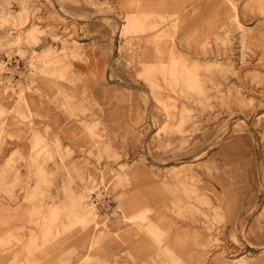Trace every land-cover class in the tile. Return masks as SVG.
I'll list each match as a JSON object with an SVG mask.
<instances>
[{"label": "rangeland", "instance_id": "rangeland-1", "mask_svg": "<svg viewBox=\"0 0 264 264\" xmlns=\"http://www.w3.org/2000/svg\"><path fill=\"white\" fill-rule=\"evenodd\" d=\"M2 75L0 264H264V0H0Z\"/></svg>", "mask_w": 264, "mask_h": 264}, {"label": "crops", "instance_id": "crops-1", "mask_svg": "<svg viewBox=\"0 0 264 264\" xmlns=\"http://www.w3.org/2000/svg\"><path fill=\"white\" fill-rule=\"evenodd\" d=\"M86 57L90 58V65L87 64V62H84L83 64H80V71L84 74V79L86 83V87L95 89L98 88L100 84L103 83V79L106 78L107 72L103 66L97 65L95 60L96 57L93 56L91 53L92 51H87ZM6 55V53L4 54ZM94 57V58H93ZM29 97L32 99L38 100L41 96L39 92H32L29 91L28 93Z\"/></svg>", "mask_w": 264, "mask_h": 264}, {"label": "built area", "instance_id": "built-area-1", "mask_svg": "<svg viewBox=\"0 0 264 264\" xmlns=\"http://www.w3.org/2000/svg\"><path fill=\"white\" fill-rule=\"evenodd\" d=\"M9 60L14 61L15 64H16V63H19L20 56H19L18 54H14V55L11 54V55H9V56L5 55V59H4V61H5V66H8V61H9ZM5 73H9V72H8V71H5ZM0 82H1V83H4V84H8V79L6 78L5 75H2V76L0 77Z\"/></svg>", "mask_w": 264, "mask_h": 264}]
</instances>
